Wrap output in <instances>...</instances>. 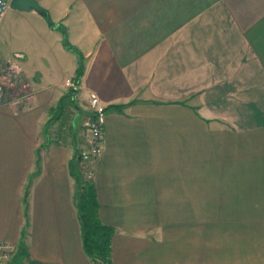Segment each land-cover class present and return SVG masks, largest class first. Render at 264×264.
<instances>
[{
    "label": "crops",
    "instance_id": "0c3cea01",
    "mask_svg": "<svg viewBox=\"0 0 264 264\" xmlns=\"http://www.w3.org/2000/svg\"><path fill=\"white\" fill-rule=\"evenodd\" d=\"M38 1L56 27L11 7L0 22L9 264H95L71 172L93 95L114 264H264V0Z\"/></svg>",
    "mask_w": 264,
    "mask_h": 264
},
{
    "label": "trees",
    "instance_id": "16d2710c",
    "mask_svg": "<svg viewBox=\"0 0 264 264\" xmlns=\"http://www.w3.org/2000/svg\"><path fill=\"white\" fill-rule=\"evenodd\" d=\"M49 19V15L47 13ZM52 27L56 25L49 19ZM67 47L80 54L79 50L67 43ZM84 73V67L78 69L77 77L80 78ZM122 108V106H119ZM80 156L71 163V172L77 181L76 203L80 216L81 231L84 250L87 255L98 264H114L112 261V240L115 229L102 223L100 219V207L97 198L95 184L92 181L84 180L80 171Z\"/></svg>",
    "mask_w": 264,
    "mask_h": 264
},
{
    "label": "built area",
    "instance_id": "2783aa9c",
    "mask_svg": "<svg viewBox=\"0 0 264 264\" xmlns=\"http://www.w3.org/2000/svg\"><path fill=\"white\" fill-rule=\"evenodd\" d=\"M11 0H0V22L7 10L10 8ZM4 86L0 82V105L2 104ZM91 117L87 124V141L89 148L82 151L79 156L81 162L95 161L104 149V130L107 120V107L97 95L91 97ZM18 248L17 245L9 241H0V264H9Z\"/></svg>",
    "mask_w": 264,
    "mask_h": 264
},
{
    "label": "rangeland",
    "instance_id": "374dc122",
    "mask_svg": "<svg viewBox=\"0 0 264 264\" xmlns=\"http://www.w3.org/2000/svg\"><path fill=\"white\" fill-rule=\"evenodd\" d=\"M47 18V17H46ZM10 47V43L8 42L7 39H2L0 37V59L2 60L3 56H7L9 51H8V48ZM73 98L72 99H69V104H72L73 105ZM88 129V128H87ZM88 132V130H87ZM94 161H90V162H84L82 161L80 163V171H81V175L84 177V180L86 181H92L93 182V177H94V172H93V169L91 168L90 166V163H92ZM98 264H103V262H100Z\"/></svg>",
    "mask_w": 264,
    "mask_h": 264
},
{
    "label": "water",
    "instance_id": "95a60500",
    "mask_svg": "<svg viewBox=\"0 0 264 264\" xmlns=\"http://www.w3.org/2000/svg\"><path fill=\"white\" fill-rule=\"evenodd\" d=\"M10 7L23 12L36 11L42 16H47L46 9L38 0H11Z\"/></svg>",
    "mask_w": 264,
    "mask_h": 264
}]
</instances>
